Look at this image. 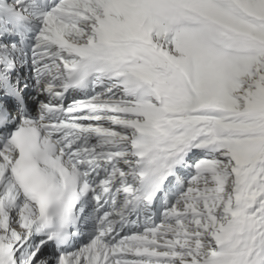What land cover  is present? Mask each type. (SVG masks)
<instances>
[{"label":"snow or ice","instance_id":"obj_1","mask_svg":"<svg viewBox=\"0 0 264 264\" xmlns=\"http://www.w3.org/2000/svg\"><path fill=\"white\" fill-rule=\"evenodd\" d=\"M0 264H264V0H0Z\"/></svg>","mask_w":264,"mask_h":264}]
</instances>
